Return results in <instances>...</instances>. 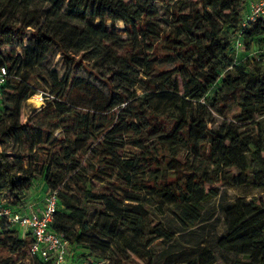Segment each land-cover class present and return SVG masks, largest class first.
<instances>
[{"label": "trees", "instance_id": "1", "mask_svg": "<svg viewBox=\"0 0 264 264\" xmlns=\"http://www.w3.org/2000/svg\"><path fill=\"white\" fill-rule=\"evenodd\" d=\"M250 1L1 0L0 69L9 79L0 200L26 206L42 178L58 198L50 229L84 250L79 261L155 264L153 244L175 234L152 216L148 199L189 229L221 186L264 190V48L250 65L236 62ZM118 21L125 34L115 30ZM255 40L264 46L262 23L244 32L243 48ZM54 49L106 91L45 68L46 106L26 119L39 92L32 71ZM33 245L31 233L0 219V264H52L32 257ZM217 246L239 255L234 264H264V195L226 208ZM179 264L219 262L200 256Z\"/></svg>", "mask_w": 264, "mask_h": 264}, {"label": "rangeland", "instance_id": "2", "mask_svg": "<svg viewBox=\"0 0 264 264\" xmlns=\"http://www.w3.org/2000/svg\"><path fill=\"white\" fill-rule=\"evenodd\" d=\"M160 10V19L165 22L167 19L165 7L160 6ZM109 30H113L110 22ZM115 30L119 34H125L124 23L121 21L116 22ZM32 33L33 29H29L24 39L26 44L30 43ZM263 48V44L259 40H255L251 50L243 48L238 52L236 62L244 65H250L252 61L259 58V55L262 53L260 50ZM42 65V68L32 71L35 75L33 84L38 83L39 92L35 95V101L27 102L25 109L26 119L46 106L48 88L39 78V74L45 68L49 70H56L61 77L71 73L72 76L87 79L93 82L100 89L106 91L105 84L100 82L94 76V73L79 64L72 65L71 63H68L62 57V54L58 49H54L44 60ZM44 76L46 77V74ZM220 86L221 82L212 89L211 93L217 90ZM49 193L50 191L47 189L42 178H38L34 182L32 190L29 193L31 198L30 202L36 204L37 206L41 205L44 207ZM262 195H264L263 189H256L249 185L235 187L221 186L219 188L218 196L205 204L202 221L193 228L189 229H184L180 226L166 205H163L154 199H148L147 206L152 216L156 220L163 222L166 227L175 234L174 238L169 242L158 240L153 244L155 254L154 263L179 264L202 256L204 260L209 262L218 261L219 264H234V262L238 260L239 255L234 252L222 250L217 246L218 238L225 233V210L230 204L241 198L250 201L253 197H259ZM8 201L9 197L6 196L2 199V201L0 200V203H8ZM23 236H25V234H23ZM83 252V249L71 248V264H77L80 262L75 256H80ZM18 264H32V262L31 260L30 262L27 260Z\"/></svg>", "mask_w": 264, "mask_h": 264}, {"label": "built area", "instance_id": "3", "mask_svg": "<svg viewBox=\"0 0 264 264\" xmlns=\"http://www.w3.org/2000/svg\"><path fill=\"white\" fill-rule=\"evenodd\" d=\"M258 23L264 24V0H251L244 14L242 28L235 39L237 52L243 49L244 32ZM9 73L6 67L0 69V109L3 107V86L7 84ZM58 210L57 192L50 191L46 203L40 211H27L25 207L7 206L0 203V219H6L23 233H31L34 245L30 255L52 264H71L70 244L61 235L50 229ZM77 264H92L80 261ZM94 264H106L99 261Z\"/></svg>", "mask_w": 264, "mask_h": 264}, {"label": "crops", "instance_id": "4", "mask_svg": "<svg viewBox=\"0 0 264 264\" xmlns=\"http://www.w3.org/2000/svg\"><path fill=\"white\" fill-rule=\"evenodd\" d=\"M44 182V181H43ZM32 190V189H31ZM30 190V191H31ZM30 194H29V198H28V201H27V205L26 206H24L25 208H27V211L29 212V211H40V210H42V206L41 205H39V206H37L36 204H34V203H31L30 202ZM29 262H30V260H29Z\"/></svg>", "mask_w": 264, "mask_h": 264}, {"label": "bare ground", "instance_id": "5", "mask_svg": "<svg viewBox=\"0 0 264 264\" xmlns=\"http://www.w3.org/2000/svg\"><path fill=\"white\" fill-rule=\"evenodd\" d=\"M28 101H30V102L35 101V95H34L32 98L28 99ZM39 105H40V104H39Z\"/></svg>", "mask_w": 264, "mask_h": 264}]
</instances>
